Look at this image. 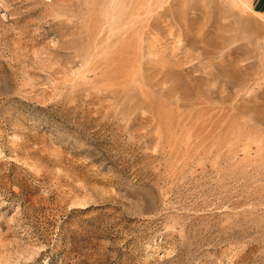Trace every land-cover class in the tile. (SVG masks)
Segmentation results:
<instances>
[{
    "label": "rangeland",
    "instance_id": "374dc122",
    "mask_svg": "<svg viewBox=\"0 0 264 264\" xmlns=\"http://www.w3.org/2000/svg\"><path fill=\"white\" fill-rule=\"evenodd\" d=\"M0 264H264V0H0Z\"/></svg>",
    "mask_w": 264,
    "mask_h": 264
},
{
    "label": "bare ground",
    "instance_id": "6f19581e",
    "mask_svg": "<svg viewBox=\"0 0 264 264\" xmlns=\"http://www.w3.org/2000/svg\"><path fill=\"white\" fill-rule=\"evenodd\" d=\"M244 3V5H246V3L245 2H243Z\"/></svg>",
    "mask_w": 264,
    "mask_h": 264
},
{
    "label": "built area",
    "instance_id": "2783aa9c",
    "mask_svg": "<svg viewBox=\"0 0 264 264\" xmlns=\"http://www.w3.org/2000/svg\"><path fill=\"white\" fill-rule=\"evenodd\" d=\"M233 1H236L237 2L238 0H233Z\"/></svg>",
    "mask_w": 264,
    "mask_h": 264
}]
</instances>
